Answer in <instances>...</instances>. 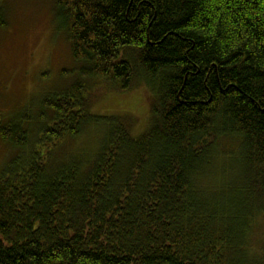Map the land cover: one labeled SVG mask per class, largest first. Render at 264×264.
<instances>
[{
	"label": "trees",
	"instance_id": "1",
	"mask_svg": "<svg viewBox=\"0 0 264 264\" xmlns=\"http://www.w3.org/2000/svg\"><path fill=\"white\" fill-rule=\"evenodd\" d=\"M56 5L84 67L36 117L0 120L18 152L0 172V264H264V0ZM102 82L153 91L147 131L93 110Z\"/></svg>",
	"mask_w": 264,
	"mask_h": 264
},
{
	"label": "rangeland",
	"instance_id": "2",
	"mask_svg": "<svg viewBox=\"0 0 264 264\" xmlns=\"http://www.w3.org/2000/svg\"><path fill=\"white\" fill-rule=\"evenodd\" d=\"M57 0H4L7 28L0 29V120L1 123L23 115L36 117L43 99L70 89L82 76L83 63L75 60ZM89 97L104 117L132 121L133 132L141 134L151 122L152 90L142 84L122 91L115 83L102 82ZM95 129V128H94ZM100 129H96L100 132ZM99 133H83L67 139L55 154L84 153L92 149ZM30 146V144H29ZM83 148V149H81ZM15 146L0 139V172L17 158Z\"/></svg>",
	"mask_w": 264,
	"mask_h": 264
},
{
	"label": "clouds",
	"instance_id": "3",
	"mask_svg": "<svg viewBox=\"0 0 264 264\" xmlns=\"http://www.w3.org/2000/svg\"><path fill=\"white\" fill-rule=\"evenodd\" d=\"M193 179L195 180V179H198V178L194 176Z\"/></svg>",
	"mask_w": 264,
	"mask_h": 264
}]
</instances>
